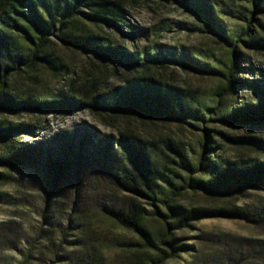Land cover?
<instances>
[{"label":"trees","instance_id":"1","mask_svg":"<svg viewBox=\"0 0 264 264\" xmlns=\"http://www.w3.org/2000/svg\"><path fill=\"white\" fill-rule=\"evenodd\" d=\"M178 2L203 17L230 46L228 58L214 64L210 56L205 58L193 47L178 49L158 43L127 47L95 31L107 28L128 39L147 35L148 29L130 22L121 0H0V167L44 168L46 207L70 190L75 210L86 183V168L94 162L109 186L126 196L120 202H104L108 217L140 237L138 245L143 252L153 253L149 258L153 264H167L187 252L178 233L194 229L203 220L264 222V203L245 207L185 202L189 193L229 202L248 190L264 188V138L219 132L236 150L234 157L219 154L224 144L213 139L211 129H205L201 150L195 155L172 138H148L128 129L103 135L63 129L50 142L31 144L21 143L17 136H33L37 126L8 116L86 109L113 128L117 119L180 126L211 121L264 125L263 69L255 67L245 50H264V23L258 18L264 16V0H249L252 9L246 8L245 14L231 7L224 10L208 0ZM224 13H239L246 25L230 28L222 20ZM57 43L110 66L120 83L103 87L102 77H97L89 85L71 84L49 96L15 87L14 79L25 73L63 70ZM173 65L220 79L216 97L209 102L197 89L168 81L161 73ZM246 73L255 78H246ZM241 92L250 97L237 101ZM6 180L8 175L0 173V181ZM151 220L161 224L159 233L150 227ZM92 260L88 254L66 264H96Z\"/></svg>","mask_w":264,"mask_h":264},{"label":"rangeland","instance_id":"2","mask_svg":"<svg viewBox=\"0 0 264 264\" xmlns=\"http://www.w3.org/2000/svg\"><path fill=\"white\" fill-rule=\"evenodd\" d=\"M129 11L133 25L148 29L146 36L135 39L123 37L107 28L95 31L109 34L119 43L131 47L154 45L193 47L214 64L218 59L229 57L230 46L210 29L205 19L192 9L181 5L178 0H121ZM224 10L228 7L241 10L244 14L252 9L249 0H208ZM247 8V9H246ZM236 15L222 14V20L230 28L239 29L246 20ZM264 23V16H258ZM93 28V27H92ZM256 29L260 30L258 25ZM127 30V29H126ZM64 68L53 73L45 69L14 79V86L27 91L31 88L49 96L60 89H68L71 84H90L91 80L102 77L103 87L119 84L120 78L113 75L110 66L101 65L93 57L55 46ZM252 57L255 67L264 73V50L245 49ZM168 81L183 87L197 89L209 102L216 97L222 84L218 78L183 71L173 65L163 71ZM246 78H255L250 73ZM248 92H241L237 101L249 98ZM9 119L36 125L35 134L18 135L21 143L34 144L38 141H51L54 133L63 129L79 130L83 133L92 130L97 135L113 134L118 129H128L148 138H172L185 146L191 155L200 152L205 129H211L214 140L224 144L219 154L234 157L236 150L228 146L219 132L242 135L253 133L264 138V125H228L211 121L209 124L185 125L166 123H144L137 120L117 119L115 127L107 125L103 119L90 110L72 113H42L8 116ZM86 183L72 210L73 195L70 190L52 206L46 207V172L44 168L19 167L9 170L0 167V173L8 175V180L0 181V264H66L73 258L92 256L96 264H153L149 261L153 254L143 252L138 245L140 237L123 229L111 220L104 208V202H120L126 196L109 186L101 169L94 162L86 168ZM187 204L221 205L233 203L240 206H261L264 203V188L248 190L243 197L229 202L204 194L189 193ZM151 211L153 207L145 205ZM157 234L161 224L149 221ZM188 251L167 264H264V222L251 223L242 219H207L197 223L194 229L178 233Z\"/></svg>","mask_w":264,"mask_h":264}]
</instances>
